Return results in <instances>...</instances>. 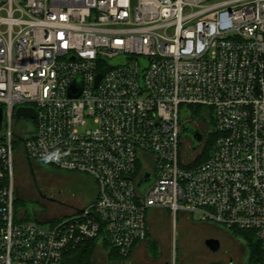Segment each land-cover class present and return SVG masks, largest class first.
<instances>
[{
    "label": "built area",
    "instance_id": "built-area-1",
    "mask_svg": "<svg viewBox=\"0 0 264 264\" xmlns=\"http://www.w3.org/2000/svg\"><path fill=\"white\" fill-rule=\"evenodd\" d=\"M0 106V264H64L89 240L128 256L150 208L247 231L264 264V0H0ZM22 106L36 114L27 137ZM183 107L204 135L187 155ZM19 143L92 177L95 198L30 222Z\"/></svg>",
    "mask_w": 264,
    "mask_h": 264
},
{
    "label": "rangeland",
    "instance_id": "rangeland-1",
    "mask_svg": "<svg viewBox=\"0 0 264 264\" xmlns=\"http://www.w3.org/2000/svg\"><path fill=\"white\" fill-rule=\"evenodd\" d=\"M181 120L189 121L188 108L183 107ZM196 119L193 118L188 126L196 128ZM94 127V122H89ZM13 128L23 137L34 131V121L26 118L14 117ZM184 142L181 149L185 155L194 152V143L189 139L187 132H181ZM21 143L15 147V172L18 208L25 211L30 222L38 219H49L64 213L72 212L92 201L97 194V185L87 174L61 170L53 167L46 161H32L21 150ZM148 220L153 232L152 241L156 245L157 253L152 255L144 247L139 246L131 256L124 259L108 258V245L105 249L98 248L91 257V264H165L174 258L182 260L184 264H228L232 259L238 260L240 247L245 251L241 264H249V252L246 241L241 237L235 239L228 236L232 232L223 225L202 223L196 216L179 212L176 217L166 209L150 208ZM45 227L47 223L42 224ZM213 227V228H211ZM212 236L221 239L220 248L212 250L206 240ZM148 250H149V245ZM118 258V257H117Z\"/></svg>",
    "mask_w": 264,
    "mask_h": 264
},
{
    "label": "water",
    "instance_id": "water-1",
    "mask_svg": "<svg viewBox=\"0 0 264 264\" xmlns=\"http://www.w3.org/2000/svg\"><path fill=\"white\" fill-rule=\"evenodd\" d=\"M146 70V67H144L142 69V74H141V79L143 78V75H144V72ZM101 77V75H98V79ZM81 79L77 80L74 85L72 86V88L70 89V95L71 96H78L80 94V91H81ZM15 115L16 117L18 118H30V119H34L36 117V114H35V110L33 107H18L16 109V112H15ZM2 122H3V109L2 107L0 106V131H1V128H2ZM189 123H185L183 125V129H182V132L185 131L187 133H192V130L194 128H190L188 126ZM193 137L195 139V143L193 144L194 147L193 149L196 150L200 147L201 143H202V133L197 129L195 128V130L193 131ZM151 181L150 179V175L149 173H146L144 174L143 178H142V181L140 183V186L142 188H145L146 185ZM206 244L209 248H211L212 250H218L220 248V242L218 239H215V238H209L206 240ZM87 249V245H83L80 249L79 252L71 255V256H67L65 258V261H64V264H81V258L84 254V252L86 251Z\"/></svg>",
    "mask_w": 264,
    "mask_h": 264
},
{
    "label": "trees",
    "instance_id": "trees-1",
    "mask_svg": "<svg viewBox=\"0 0 264 264\" xmlns=\"http://www.w3.org/2000/svg\"><path fill=\"white\" fill-rule=\"evenodd\" d=\"M211 143H212V141H211V137H210L209 141H208V143L204 149L202 157L200 159L201 161L207 157L209 150H210ZM19 201L20 200L17 198L16 199V205L17 206H18ZM232 233L236 237H241L246 241L247 249L249 252V264H257V262L259 261V258H260V249L258 248V244L253 241L249 232L234 230ZM146 241H147V245H149L150 253L152 255H156V253H157L156 245L154 244V241H152L150 233H148ZM86 243H87V249L81 258V264H91V257L93 255V253L96 251V247H97V241L96 240H89ZM78 251H80V249H77L76 251H73L70 254L73 255V254L77 253ZM108 258L112 261L114 259H119V260L124 259L123 256L120 255L117 251H115L114 249L113 250L109 249V248H108Z\"/></svg>",
    "mask_w": 264,
    "mask_h": 264
},
{
    "label": "flooded vegetation",
    "instance_id": "flooded-vegetation-1",
    "mask_svg": "<svg viewBox=\"0 0 264 264\" xmlns=\"http://www.w3.org/2000/svg\"><path fill=\"white\" fill-rule=\"evenodd\" d=\"M195 129H193L192 130V133H193V131H194ZM199 130V129H198ZM200 131V130H199ZM201 132V131H200ZM192 133H187L188 134V136H189V139L193 142V143H195V139H194V137H193V134ZM202 133V132H201ZM202 135H203V133H202ZM203 138H204V135L202 136V141H203ZM228 236H230L231 238H233V239H235V235L232 233V234H230V233H228ZM211 238H215V239H218L219 240V242L221 241V239L219 238V237H217V236H212ZM240 251L238 252V254H239V256H238V260L236 261V262H234V260H232V259H230L229 260V262H228V264H241L242 263V256H244V251H245V247L244 246H241L240 247V249H239ZM239 258H241L240 260H239ZM165 264H169V262H167V263H165Z\"/></svg>",
    "mask_w": 264,
    "mask_h": 264
},
{
    "label": "crops",
    "instance_id": "crops-1",
    "mask_svg": "<svg viewBox=\"0 0 264 264\" xmlns=\"http://www.w3.org/2000/svg\"><path fill=\"white\" fill-rule=\"evenodd\" d=\"M211 228H213V227H211ZM149 233H150V236L152 237L153 232H152V230H151V224H150V221H149ZM210 237H211V236H210ZM139 246L144 247L145 251L147 250L148 253H149L148 246H147V241H142V242L138 243V244L133 248L132 252L130 253L131 256L134 254V252L136 251V249H137ZM217 260H218V259H217ZM217 260H214V261H213V264H217V262H218ZM171 261H172V260H171ZM171 261H169V264L171 263ZM175 262H176V264H184V263H183L184 261L181 260V261L179 262L178 258L175 259ZM204 264H207V263L205 262Z\"/></svg>",
    "mask_w": 264,
    "mask_h": 264
},
{
    "label": "clouds",
    "instance_id": "clouds-1",
    "mask_svg": "<svg viewBox=\"0 0 264 264\" xmlns=\"http://www.w3.org/2000/svg\"><path fill=\"white\" fill-rule=\"evenodd\" d=\"M46 159H48V160H51V159H56V160H58V159H59V155H58V154H54V155H52V156L47 157Z\"/></svg>",
    "mask_w": 264,
    "mask_h": 264
},
{
    "label": "bare ground",
    "instance_id": "bare-ground-1",
    "mask_svg": "<svg viewBox=\"0 0 264 264\" xmlns=\"http://www.w3.org/2000/svg\"><path fill=\"white\" fill-rule=\"evenodd\" d=\"M148 222H149V220H148Z\"/></svg>",
    "mask_w": 264,
    "mask_h": 264
}]
</instances>
